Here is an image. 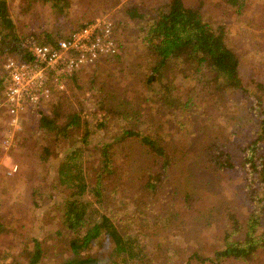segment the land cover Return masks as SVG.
Instances as JSON below:
<instances>
[{
	"label": "trees",
	"instance_id": "16d2710c",
	"mask_svg": "<svg viewBox=\"0 0 264 264\" xmlns=\"http://www.w3.org/2000/svg\"><path fill=\"white\" fill-rule=\"evenodd\" d=\"M190 1L192 0L187 2L152 0L149 6L126 4L123 7L126 22L121 21L119 27L129 25L134 27L136 23L135 27H139L138 32L142 34V41L146 44L145 55L149 73L143 80L144 92H140L141 96L138 97L137 102L151 101V99H155L156 102L163 101L171 114L178 113L175 106L179 105L181 110H186L191 103L202 102L206 108L207 120L215 113L217 119L222 122L221 128H223L226 122L230 125L227 118L234 114L231 108L235 110L237 107L236 105L230 107L222 102L227 99V92L237 91L246 94L245 101L241 103L248 113V123L238 127L231 124L227 131L221 128L208 131L203 153L200 154V158L205 159L206 163L203 171L209 177L213 171H225L234 178H230L228 184H236L234 191L236 200L223 205L222 217L220 220L216 219V226L218 225L216 229L219 230L217 244L210 249L208 255L204 256L195 251L191 258L186 257L185 260L183 254L179 252L181 249L170 250L166 260L172 261L173 264L174 262L178 264L181 260L183 261L181 264H201L204 261L216 263L235 259L252 264L251 261L264 251V81H254L249 85L243 81L239 67L241 63L243 65L249 63L245 51L250 49V45L244 38L238 39L235 45H240L242 51L231 45L227 38L229 33L225 29L226 22L222 20L216 23L210 22L204 17L203 5ZM231 1L236 5L231 8L230 14L244 17L248 13L247 0ZM34 2H45L48 8L58 13H65L69 8V0H28L25 10L21 8L18 11L21 6L17 7L16 16L26 15L23 30H19L17 22L9 12L11 3L9 0H0V68L2 69L8 57L28 58L29 44L40 42L54 45L61 37L70 38L82 25L80 23L64 32L63 30L61 33L56 32L59 25H49L50 21L45 19L39 7L29 8ZM148 7H151L149 9L153 12H149L150 10L146 9ZM247 23L264 27V19ZM111 56L115 61L122 57L120 53ZM97 57L96 61L100 62L108 56ZM169 69L171 73H168ZM76 70L68 75V80L75 82L78 78ZM157 78L164 80L155 82ZM1 80L7 81L5 71ZM69 86L74 89L77 84H69ZM182 88L187 91L179 95ZM55 89L57 88L50 90L48 96L42 97L37 104L25 105L19 114L22 117H32L35 127L40 131L54 130L57 134L70 139L72 127L79 126L89 110L87 112L86 108H83V100L80 98L77 100L78 107H74L76 109L67 110L65 104H68V100L63 95L64 90ZM236 104L238 105L239 101H236ZM0 110L5 113L4 116L9 115L5 104L0 105ZM127 116L133 117L129 113ZM4 119L0 116V132L2 126L4 124L6 126ZM190 121L194 124L193 120ZM84 122L88 123L87 119ZM144 124L145 121L130 124L123 127L121 133L130 135L131 138H139L145 149H150L154 152L155 158H160V165L156 171L150 169L144 173L146 180L144 186L155 188L164 181L163 177L166 176L165 171L172 156L164 138L154 132L152 134L141 132L140 128ZM35 130V128L23 130L20 135V138L24 139L23 147L27 146L28 132L32 136L29 146L36 143V138H33ZM91 131L93 130H89L87 126L81 138H75L72 144H68V139L65 138L67 141L62 143V146L66 147L65 152L63 154L61 149L60 160L55 168L57 177L54 175L52 185L64 189L58 197L62 204L59 207L61 212V227L57 230L59 238L53 236L64 248V253L60 254L61 258L59 257L61 262L57 263L140 264L143 255L148 253L147 245L149 248L153 246L151 238L144 230V217L140 216L141 212L137 206L131 208L132 214H109L99 212L94 199H90L92 195H96L98 200L103 196L98 187L107 173L112 174L116 171L112 170V159L115 157L112 158L111 154L114 151L111 152L112 148L109 150L108 145L101 141L97 151L102 156L101 161H104L103 168L96 170L94 181H90L87 170L94 169L93 162L92 160L85 162V159L88 158L86 154L90 155L88 134ZM109 143L112 144L113 141ZM125 149L120 147L117 153L122 159H127L128 166L132 168L141 166L142 163L138 160L141 154L132 149L127 151ZM43 152L49 158V149L46 146ZM134 172L135 178L131 179L133 172L126 176L132 182L137 177V170ZM2 181L3 178L0 179V182ZM2 189L3 185H0V194ZM237 194L241 196L242 201ZM187 197L188 195H183L180 200L184 202ZM47 198L51 201L52 195ZM186 205L188 207L189 203L187 202ZM146 209H149L148 206ZM174 215L175 211L169 208L164 220ZM156 216L158 217V214L154 215ZM160 218L161 216L156 221L160 222ZM206 223L209 227L211 222ZM7 232V222L0 214V234ZM43 239L45 240V237ZM43 239L33 235L31 244L24 243L18 248V252H10L16 262L9 260L6 264L21 262L39 264L40 259L45 257L46 251L42 247Z\"/></svg>",
	"mask_w": 264,
	"mask_h": 264
},
{
	"label": "rangeland",
	"instance_id": "374dc122",
	"mask_svg": "<svg viewBox=\"0 0 264 264\" xmlns=\"http://www.w3.org/2000/svg\"><path fill=\"white\" fill-rule=\"evenodd\" d=\"M9 2L10 15L17 22L19 30H23L26 15L21 12L22 16H16V11L20 6L18 11L21 8L25 10L28 0H9ZM151 2L152 0H69V8L65 13H58L48 8L45 2L31 3L32 7L29 8L39 7L45 19L50 21L49 25H59L56 32L60 33L61 30L64 32L86 20L94 18H98L101 22L109 20L113 26L110 38L114 50L112 53L103 54L108 57L100 62L96 61L98 57L88 60L77 68L78 78L75 82L66 79L61 89H55L64 90L63 95L68 100V104H65L67 110L76 109L74 107H78L79 98L83 100V108H86L87 112L89 110L83 122L77 127H72L70 139L57 134L54 130L40 131L35 127L34 119L30 116L22 117L19 114L18 118L17 115H12L16 117L12 118L11 115L4 116L5 113L0 110V116L5 118L4 123H6L0 132V179L3 178L0 182V185H3L0 194V214L8 225V232L0 234V264H6L9 260L16 262L10 252H18V248L24 243L31 244L33 235L41 239L45 237L42 241V247L46 249L45 257L40 259L39 264H58L57 262L60 261V254L64 253V248L61 247V242L57 241L59 238L57 230L61 227L59 207L62 206L58 197L64 189L61 186L57 188L52 182L55 176L57 177L55 168L60 160L61 149L63 154L65 152L66 147L62 146V143L67 141L65 138L68 139V144H72L75 138H81L87 126L89 130H93L88 134V147L91 148L90 155L86 154L88 158L85 159V162L92 160L95 169L86 168L90 181H94L96 170L103 168L104 161H101L102 156L97 151L101 141L108 145L109 150L112 148L111 152L114 151L111 154L112 158L115 157L112 159V170H116L112 174L107 173L98 187L103 196L98 200L96 195H92L90 199H94L99 212L109 214H132L131 208L137 206L141 212L140 216L144 217V230L151 238L153 246L149 248L147 245L148 253L143 255L140 264H173L172 261L167 262V254L168 251L177 249H181L179 252L183 254V260L191 258L195 251L205 256L217 244L219 230L216 229L218 226L216 219H221L223 205L236 200L234 193L236 184H228L230 178H234L225 171H213L209 177L203 171L206 163L205 159L200 158V154L203 153L208 131L220 129L222 122L217 119L215 113L207 120L206 108L202 102H193L186 110H181L179 105L175 106L177 114H171L163 101L156 102L155 99H151V101L137 102L138 97L141 96L140 92H144L143 80L149 73L145 55L146 44L142 41V34L138 32L139 27H135L136 23L134 27L133 25L119 27V23L126 22L123 10L126 4L143 7L149 6ZM190 2L202 4L204 17L210 22L225 21V29L229 33L227 38L230 44L240 51L242 47L235 46L237 40L246 39L247 44L250 45V49L245 51L249 63L240 64L241 78L248 85L253 84L254 81H264V27L247 23L255 20L263 21L264 0H247L248 4L245 3L249 8L244 17L230 14L231 8L236 5L231 0ZM149 8L151 7L146 9ZM118 53L122 57L115 61L111 55ZM4 71L0 68V78L3 77ZM168 73H171L170 69ZM159 80L164 79L157 78L155 82ZM69 84H77V86L72 89ZM5 85L6 81L1 80L0 105L5 104L6 101ZM184 91L187 90L182 88L179 95ZM226 95L227 99L222 104L237 107L235 110L231 108L234 114L227 118L229 124L238 127L248 123V113L241 103L245 101L246 94L230 91ZM236 101H239L238 105ZM128 113L133 117H128ZM86 119L88 123L84 122ZM141 121L146 122L140 128L141 132L151 134L154 132L164 138L172 156L165 171L166 176L162 178L164 181L155 188L144 186L146 181L144 173L150 169L156 171L160 165V158H155L153 151L145 149L139 138H131L130 135L121 133L123 127L139 124ZM230 125L226 122L221 129L227 131ZM33 128L36 129L35 137L33 136L36 138V143L29 146L32 136L28 132L27 146L23 147L24 139L20 138L21 133L25 129ZM110 141L113 143L110 144ZM45 146L49 149V158L43 152ZM120 147L126 148L125 151L132 149L140 153L138 160L142 165L137 168L128 166L127 159H122L117 153ZM179 155L182 157L178 158ZM135 170L137 177L132 182L126 176L133 172L131 179L135 178ZM49 195H52L51 201L47 198ZM183 195H188L184 202L180 200ZM237 196L242 201L241 196L239 194ZM187 202L188 207L185 206ZM147 206L149 209H146ZM169 208L175 211V215L165 221ZM155 214L161 216L160 222L156 221L158 217H154ZM206 222H211L209 227ZM209 232L213 233L209 234ZM195 259L199 262L197 258ZM182 262V260L179 263L177 261L178 264ZM251 263L264 264V251H261ZM201 264L250 263L227 259L216 263L204 261Z\"/></svg>",
	"mask_w": 264,
	"mask_h": 264
},
{
	"label": "built area",
	"instance_id": "2783aa9c",
	"mask_svg": "<svg viewBox=\"0 0 264 264\" xmlns=\"http://www.w3.org/2000/svg\"><path fill=\"white\" fill-rule=\"evenodd\" d=\"M111 30L109 20H86L70 38L61 37L54 45L29 44L28 58L8 57L4 70L5 105L9 115L18 118L25 105L37 104L53 88L61 89L68 75L82 64L98 55L112 53Z\"/></svg>",
	"mask_w": 264,
	"mask_h": 264
}]
</instances>
